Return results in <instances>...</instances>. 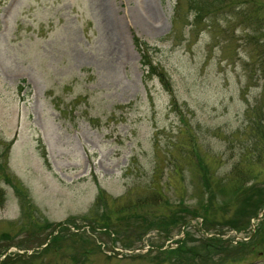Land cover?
<instances>
[{
    "label": "rangeland",
    "instance_id": "1",
    "mask_svg": "<svg viewBox=\"0 0 264 264\" xmlns=\"http://www.w3.org/2000/svg\"><path fill=\"white\" fill-rule=\"evenodd\" d=\"M195 1L0 0V264H264L262 3Z\"/></svg>",
    "mask_w": 264,
    "mask_h": 264
},
{
    "label": "trees",
    "instance_id": "2",
    "mask_svg": "<svg viewBox=\"0 0 264 264\" xmlns=\"http://www.w3.org/2000/svg\"><path fill=\"white\" fill-rule=\"evenodd\" d=\"M203 1L205 0H201L200 3H197V1L192 2L193 3V10H194V17H193V22L192 24L194 26L198 25L201 23V20L203 17L209 18L211 20H217V14L218 13H224L227 12L225 10H234L235 7V3L240 1V0H212L214 7L218 6L217 8H215L216 10H212L208 12L207 9V3H204ZM243 1V0H242ZM259 0H244V3L251 5L252 2L256 3ZM262 3L261 5H258L257 8H255V10L252 11L251 14H248L247 12H239L236 14H239L241 16V20L242 22H248V23H252V22H257L259 25H263L264 24V0H260ZM222 7V8H221ZM256 24V23H255ZM257 24V25H258ZM144 66H146V69H148V71L150 69H152V66H150L147 61L143 63ZM147 71V75H149V72ZM9 149H10V144H5V148L3 149V151L0 154V160L3 161L4 159V164L0 165V183L3 181L8 182L10 177L7 175H3L1 170H3V167H7V160L9 157ZM177 166V165H176ZM5 169V168H4ZM6 171V170H5ZM261 199H257V201L253 204L249 201V198H246L243 202V204L240 206V214L242 215V219H243V224H244V220L245 222L248 224V221L254 217H256V215H258L259 211H261L262 208H264V193H261ZM4 201V197L3 194L1 193V189H0V204H2ZM248 208V209H247ZM104 219H102V221H110L107 222L105 224V226H109L111 223V220L109 219V217H103ZM173 223H176V220L173 221ZM109 224V225H108ZM181 224V222H180ZM241 231V230H240ZM259 234H261V228L259 229ZM170 235H166L165 238H168ZM216 239H205V247H209L210 244L214 245V243ZM209 244V245H208ZM244 247V246H242ZM177 254H179L180 259L185 260L184 258H186V253H184V249L182 247H179L178 249H176L175 251Z\"/></svg>",
    "mask_w": 264,
    "mask_h": 264
}]
</instances>
